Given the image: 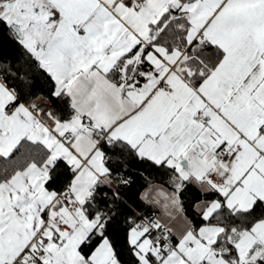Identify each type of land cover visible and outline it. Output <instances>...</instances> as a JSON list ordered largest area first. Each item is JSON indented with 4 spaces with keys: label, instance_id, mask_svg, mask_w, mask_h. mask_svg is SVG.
<instances>
[{
    "label": "snow or ice",
    "instance_id": "obj_1",
    "mask_svg": "<svg viewBox=\"0 0 264 264\" xmlns=\"http://www.w3.org/2000/svg\"><path fill=\"white\" fill-rule=\"evenodd\" d=\"M0 264H264V0H0Z\"/></svg>",
    "mask_w": 264,
    "mask_h": 264
}]
</instances>
